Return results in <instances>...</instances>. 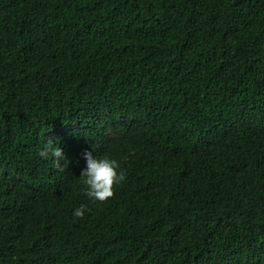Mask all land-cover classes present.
<instances>
[{"label":"trees","instance_id":"1","mask_svg":"<svg viewBox=\"0 0 264 264\" xmlns=\"http://www.w3.org/2000/svg\"><path fill=\"white\" fill-rule=\"evenodd\" d=\"M0 264H264V0H0Z\"/></svg>","mask_w":264,"mask_h":264},{"label":"clouds","instance_id":"2","mask_svg":"<svg viewBox=\"0 0 264 264\" xmlns=\"http://www.w3.org/2000/svg\"><path fill=\"white\" fill-rule=\"evenodd\" d=\"M40 156L42 158L53 159V163L59 166L64 159L63 151L56 146L50 139L44 143ZM85 166L80 172L82 183L86 186V195L93 200L104 201L112 196V187L124 179V173L118 172L119 163L108 157H97L93 153L85 151L83 153ZM84 214V208L81 206L74 210V216L81 217Z\"/></svg>","mask_w":264,"mask_h":264}]
</instances>
